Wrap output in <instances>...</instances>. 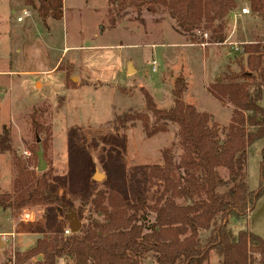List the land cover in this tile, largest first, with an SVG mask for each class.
<instances>
[{"label":"rangeland","instance_id":"1","mask_svg":"<svg viewBox=\"0 0 264 264\" xmlns=\"http://www.w3.org/2000/svg\"><path fill=\"white\" fill-rule=\"evenodd\" d=\"M61 1L62 18L56 21L38 16V0H0V137L6 132L10 147L0 154V194L13 190L16 158L37 172L41 146L44 172L51 173L58 196L80 210V219L73 212L80 223H87L89 217L101 222V216L91 214L81 198L86 191L108 187L105 166L111 160L117 159L127 176L135 175L142 182L139 168L162 166L163 150L172 148L175 162L183 153L176 125L169 123L165 133L148 139L141 122L120 127L117 117L145 114L152 122L143 94L152 97L158 109L169 110L178 80L177 88L184 87L183 102L208 115L223 141L233 108L220 104L208 90L216 83H228L227 77L245 66L243 46L254 43V36L264 44V21L252 13L251 0H233L237 7L224 20L225 41L216 44L210 42L208 31L195 30L193 36L184 33L163 7H137L128 0H116L125 5L119 10L109 0ZM242 9L249 14L242 15ZM32 115L49 131L36 134ZM71 129L86 139L91 157L87 169L69 165L67 134ZM262 149L264 138L247 150L251 191L259 186ZM220 173L226 180L227 173ZM95 174L103 178L96 181ZM160 190L155 185L145 193L148 206L155 203ZM43 214L40 206L19 212L0 208V264L18 252L17 246L27 250L33 238L40 236ZM144 216L141 222L147 232L155 215L147 211ZM69 224L67 216L60 218L64 234L70 231ZM230 229L235 235L248 229L264 241V193L246 221H232ZM209 263L220 264V258L212 252Z\"/></svg>","mask_w":264,"mask_h":264},{"label":"trees","instance_id":"2","mask_svg":"<svg viewBox=\"0 0 264 264\" xmlns=\"http://www.w3.org/2000/svg\"><path fill=\"white\" fill-rule=\"evenodd\" d=\"M109 3L119 10L125 7L121 1ZM128 3L166 8L184 33L193 36L195 30L208 31L210 42L216 44L225 41L224 20L237 7L233 0ZM250 8L264 21V0H251ZM36 10L42 20H60L62 1L38 0ZM253 38L254 43L243 46L246 60L239 73H231L228 83H216L208 90L220 104L233 108L223 141H219L217 127L210 124L208 115L183 102L184 87L177 88L178 80L174 105L169 110L158 109L152 97L143 94L152 122L145 114L117 117L120 127L141 122L148 139L165 133L167 124L176 125L183 153L175 162L172 148L163 150L162 166L139 168L142 182L135 175L127 176L117 159L111 160L105 166L108 187L86 191L81 198L83 204H89L91 214L101 216V222L89 217L77 233L64 234L60 218L75 212L80 219V210L58 196L49 171L36 172L16 158L13 190L0 194V208L19 212L40 206L44 208L45 224L32 248L15 252L4 264H143L148 260L153 264H210L212 252L220 258V264H264V241L248 229L236 235L230 229L232 221H246L264 193V149L260 153L259 186L251 191L247 184V150L264 138V44L256 40L258 36ZM32 117L36 134L49 131ZM7 142L4 132L0 154L10 151ZM67 148L71 168L89 167L86 139L77 129L68 132ZM221 170L227 173L226 180ZM155 185L161 190L155 203L148 206L145 193ZM147 211L155 215V220L144 232L141 221Z\"/></svg>","mask_w":264,"mask_h":264},{"label":"water","instance_id":"3","mask_svg":"<svg viewBox=\"0 0 264 264\" xmlns=\"http://www.w3.org/2000/svg\"><path fill=\"white\" fill-rule=\"evenodd\" d=\"M131 71H132V68L130 65H128L127 73H130ZM37 143L40 144L39 138H37ZM37 159H38L37 172L39 173L44 172L47 166L43 158V150L41 147H39V151L37 152ZM101 178H103V176L99 174H95L93 177V179L96 181L100 180ZM67 219L70 221L69 227H70L71 233H77L79 229L81 228V223L77 220L75 214L74 213L68 214Z\"/></svg>","mask_w":264,"mask_h":264},{"label":"built area","instance_id":"4","mask_svg":"<svg viewBox=\"0 0 264 264\" xmlns=\"http://www.w3.org/2000/svg\"><path fill=\"white\" fill-rule=\"evenodd\" d=\"M241 14L247 15V14H249V10L248 9H242ZM154 65H155V62H152V66H154ZM24 217H25V219H28L29 215H24ZM70 233H71L70 231H65L66 235H69Z\"/></svg>","mask_w":264,"mask_h":264},{"label":"crops","instance_id":"5","mask_svg":"<svg viewBox=\"0 0 264 264\" xmlns=\"http://www.w3.org/2000/svg\"><path fill=\"white\" fill-rule=\"evenodd\" d=\"M37 239L38 238H33V242L31 243L30 247L27 250H29L30 248H32L34 246V244H35V242H36ZM14 244H15V246H17V243H14ZM4 246H5V244H4ZM17 249H18L17 250L18 252H25V251H27V250H21V249H19L18 246H17Z\"/></svg>","mask_w":264,"mask_h":264}]
</instances>
